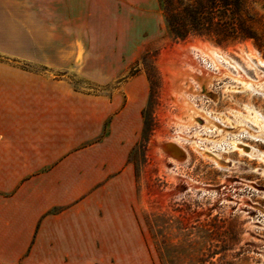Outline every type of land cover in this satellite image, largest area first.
Instances as JSON below:
<instances>
[{"label":"crops","instance_id":"crops-1","mask_svg":"<svg viewBox=\"0 0 264 264\" xmlns=\"http://www.w3.org/2000/svg\"><path fill=\"white\" fill-rule=\"evenodd\" d=\"M101 3L0 0V264H155L130 159L146 85L90 94L48 74L103 69L79 48L118 36Z\"/></svg>","mask_w":264,"mask_h":264},{"label":"rangeland","instance_id":"rangeland-1","mask_svg":"<svg viewBox=\"0 0 264 264\" xmlns=\"http://www.w3.org/2000/svg\"><path fill=\"white\" fill-rule=\"evenodd\" d=\"M101 1L97 8L117 21L118 36L82 39L79 48L80 54L101 50L103 69L48 74L90 94L111 95L134 78L146 85L142 127L130 159L140 185L137 218L154 263L264 264V127L242 117L254 113L264 121V83L258 81L264 63L249 55L251 49L264 60V0ZM195 42L219 50L254 84L244 87L235 69L218 60L232 77L207 84L190 80L187 98L204 114L190 123L166 93L162 61L166 50ZM196 55L206 71L218 72L208 57ZM95 73L101 76L97 83L90 80ZM178 133L186 158L153 165L152 140L169 142ZM232 140L251 145V153L239 154ZM191 141L219 165L193 150ZM166 166L179 177H169Z\"/></svg>","mask_w":264,"mask_h":264},{"label":"bare ground","instance_id":"bare-ground-1","mask_svg":"<svg viewBox=\"0 0 264 264\" xmlns=\"http://www.w3.org/2000/svg\"><path fill=\"white\" fill-rule=\"evenodd\" d=\"M197 54L202 55L203 57H208L213 64L217 73H212L206 71L200 61L196 58ZM249 55L253 56L258 60L259 63L263 64L264 60L258 58L253 50L249 49ZM223 61L228 63L233 69H235L237 73V78L243 84L244 87L253 85L254 83L241 71L239 66L222 54L219 50L208 47L205 44L195 42L192 44L180 45L176 46L172 49H168L164 53L162 66L165 75V87L166 93L169 98H172L181 108L184 109L185 115L190 118V123L194 121V117L196 115L204 116L202 112L194 107V105L188 100L187 95L191 92L192 86L190 80H193L197 83H209L212 78H218L219 76H227L232 77L231 73L225 69L223 66L219 64V61ZM180 64L184 65V67H180ZM168 68H172L174 73H172ZM256 73L259 76V73L255 69ZM259 83H264V77H259ZM256 84V83H255ZM258 84V83H257ZM181 98V102H177V98ZM244 119L249 120L253 124H256L257 127H264V121L260 119L254 113L251 115L242 116ZM207 119L208 123L211 121ZM176 121H174V124ZM177 138H181V135L178 133L174 140L169 142H164L160 136H156L155 141L152 140L149 148V155L152 159V164L159 163L165 165L166 160H171L173 163L181 162L186 158L188 152L186 149L176 142ZM232 148L238 151L239 154L251 153L250 150L252 148L251 145L247 143H243L240 141L232 140L231 141ZM190 146L193 150L199 152L203 157H207L212 161H215L217 165H219L218 160L214 157H210L206 154V152L199 148L195 141L190 142ZM210 155V154H209ZM262 156V155H261ZM260 158L263 160V157ZM168 163V162H167ZM166 172L169 177L177 178L179 177L175 174L171 168L166 166ZM155 193V192H154ZM158 198L165 197V194L157 193Z\"/></svg>","mask_w":264,"mask_h":264}]
</instances>
